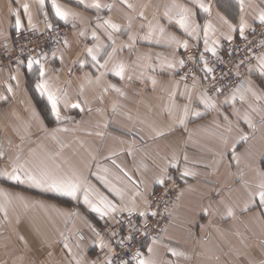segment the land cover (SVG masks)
<instances>
[{
	"label": "crops",
	"instance_id": "1",
	"mask_svg": "<svg viewBox=\"0 0 264 264\" xmlns=\"http://www.w3.org/2000/svg\"><path fill=\"white\" fill-rule=\"evenodd\" d=\"M51 2L52 0H45V18L44 12L39 9L38 0H0V41L9 44L20 31L28 28L27 16L21 10L25 3L29 5L34 27L48 29V23L52 26L63 23L55 16ZM56 2L69 13L76 15L68 16L71 22L68 25L72 28L65 38L68 46L65 47L62 43L46 52L42 62L50 82L66 92L68 105L65 107L62 103L60 111L61 116L71 119L57 123L52 115V122H46L40 101L47 99L40 96L35 89L38 66L34 65L33 70L28 71L25 59L24 64L19 67L17 65L9 70H0V151L4 152V156L0 158V170H11L16 156L19 155L20 163L43 161L52 168L59 165L61 173L79 172L81 178L88 183L87 175L78 171L77 164H93L90 154L96 156L93 151L98 147L99 155H102L96 162L98 165L103 163L101 169H108L107 174L100 172L99 175H107L112 184L124 188L127 201L134 189L120 169L112 164L113 159L133 180L138 183L143 181L142 190L146 188L149 193H153L157 186L153 181L161 170L167 168L170 173V170L177 169L169 166V160L175 155L180 158L178 170L182 188L171 209V223L161 237V244L156 246V256L162 264H168L169 261L173 264H247L249 257L257 261L264 259L260 254L261 242H264V218H261L258 209L248 212L240 210L247 200L245 182L247 181L249 188L254 190L259 181L256 170H264V125L261 124V115L252 112L249 107L252 105L264 108V101H256L249 94L243 102L237 96L234 103L231 100L224 103L226 98L231 97L232 92L224 95L209 94L216 101L218 111L206 110L199 100L200 94L206 90L202 88L200 78H196L193 86V82L187 83L181 79L179 66L174 70L160 67L161 60H180L182 47L164 39L157 43L158 34L151 41H129L128 35L123 31L128 27L129 17L132 18L130 31L134 36L142 37L148 31V23L151 21L155 24V16L165 31L181 42L187 40L189 45L192 42H200L203 45L202 30L199 39L189 37L174 22L170 26L163 18L165 6L173 0H128L135 5V11L128 9L121 0H98L102 5H113L110 11L103 9L99 13L81 5L79 0ZM93 2L96 0H85L86 4ZM175 2L192 8L197 13L196 21L201 25L210 20L216 26L217 31L215 36H210V43L211 39H219L220 48L226 41L222 33H226L228 29L222 24L219 16H224L232 24L239 23L241 13L236 0H203V3L211 6V16L199 10L193 0ZM72 3L81 5L78 6L81 8ZM13 11H20L23 25L20 31L15 29ZM141 11L146 19H141L138 15ZM258 11L259 0H245L243 15L252 27L259 23L253 19ZM97 16L111 19L120 25L122 30L112 34L115 40L113 46L118 51L107 69L93 67L90 57L86 56V49L97 43L105 46L112 44L107 32L96 27L97 23H102V20H97ZM73 23L75 27H72ZM93 30L97 32L99 41L92 39ZM81 32L84 33L83 36L80 35ZM233 36H238V32L233 33ZM121 48L122 50H119ZM107 50L112 51V47ZM82 59H87L88 63L80 68L78 61ZM98 59L103 63V52ZM116 61L128 65L124 79L110 71ZM256 63L253 64L254 67ZM102 72L106 74L97 83L96 77ZM13 75L16 80L11 79ZM85 76H88L92 83L89 84ZM129 76L131 79H128ZM149 77H155V86ZM246 79L258 94L264 95V77L258 72H253L248 73ZM8 84L12 85L11 92L7 91ZM81 85L84 86L82 95ZM110 85H115L124 95L121 96L109 87ZM173 90L177 93L176 107L172 115H169V96ZM188 92L191 93L190 102L187 95H180ZM4 97H7V100ZM77 103L84 108L83 112L80 108L72 107ZM184 104H189L190 111H199L201 115H189L181 125L178 123V117L182 115ZM113 105L116 107L115 112ZM237 111L240 116L245 112L251 114L257 125L255 131L238 118L235 114ZM76 112L84 115V124H79V127L75 125L78 115ZM224 116H228V120H225ZM94 123L100 128L98 142L102 143L104 153L102 147L92 142ZM229 127L231 131H228ZM54 128H67L68 131L53 133ZM79 130H84L88 135L80 138L85 150H77L74 135ZM240 130L249 135V140L237 145L236 154L240 157L237 164L232 159L230 149ZM159 132L164 135H158ZM221 153H225L223 159ZM184 154L188 157L187 164L183 161ZM130 163L133 164L132 167L128 166ZM185 166L196 175L182 177L181 171ZM113 177L115 182L112 181ZM95 178L97 179V176ZM1 180L8 182V185L5 184L0 189L8 193L11 203L7 204V216L3 223L8 235L0 238V264H46L43 263L46 259L48 264H75L73 256L80 259L82 264H91L93 260L102 264L105 257L96 260L90 256L95 247L94 241L99 240L93 231L95 229L97 232V227L92 220H87L84 215L83 220H78L76 208L65 209L67 217L63 219L58 203L44 197L39 198L38 193L33 190L41 192V196H44L46 191L27 184H17L4 177H0ZM99 182L105 188L102 187L98 192L120 203L109 188L101 180ZM148 198L150 199V196ZM137 203H142L140 198H137ZM229 203L236 207L234 217L225 215V205ZM205 208L208 209V214L204 213ZM30 212L34 214L29 215ZM79 231L87 235L86 242L77 237ZM30 236L34 238L35 246L27 253L25 248L28 249ZM65 242L71 248V254L63 247ZM165 244L183 251L186 257L172 256L165 249ZM45 246H52L51 254L42 250ZM35 257L38 262H30L29 259Z\"/></svg>",
	"mask_w": 264,
	"mask_h": 264
},
{
	"label": "snow or ice",
	"instance_id": "2",
	"mask_svg": "<svg viewBox=\"0 0 264 264\" xmlns=\"http://www.w3.org/2000/svg\"><path fill=\"white\" fill-rule=\"evenodd\" d=\"M123 4L126 5L128 9L135 11V5L129 3L128 0H121ZM81 5H84L86 8L95 9L97 13L101 12L103 9L111 10L113 8L112 4H101L96 0L91 4H86L85 0H79ZM193 3L201 10L203 13L211 16V6L208 4L203 3V0H193ZM236 3L239 5L240 10V18L239 23L232 24L228 21L227 18L224 16H219L220 21L223 25L227 26L228 31L226 33H222L223 39L231 42L234 39L233 33L239 34V38L244 40L246 43H251L248 40V35H246V31L250 30L251 34H255L256 29L252 27L245 19L243 13L245 8V0H236ZM39 9L41 12H44L45 8V0H38ZM51 8L55 13V16L62 21L64 24L71 23L68 19V16L71 14L75 16V13H69L68 10L63 9L56 0H52ZM22 12L27 16L28 20V29L34 31V26L32 25V19L29 12V5L24 4L21 6ZM141 19H146L144 17V13L141 11L138 13ZM197 13L185 5L177 4L175 0L169 5L165 6V10L163 12V18H165L169 25L171 26L174 22L176 25L179 26L180 29L184 31L189 37H193L196 39L200 38L201 30L203 32V45L204 50L203 52H199L198 59L199 61L203 62V68L201 69L204 73V79H210L211 81L215 82L216 76L215 72L216 69L214 67L209 66V60L206 59L205 54L211 53L213 57H217L219 59V48H220V40L219 39H211L210 43V36H215L217 28L210 20H206L203 25L198 23L195 19ZM12 16L14 19V26L17 31H20L23 27L20 11H13ZM45 18H47V12H44ZM254 21L258 20L259 26L264 28V0H259V11L256 16L253 18ZM97 20L101 21L102 23H97V28H103L105 32H107L108 39L112 41L111 45L105 46L102 44H95L92 47L86 49V56L90 57L93 67H99L103 69H107L110 62L113 61L115 53L118 51L115 45V40L113 39L112 34L114 32H120L121 27L120 25L114 23L111 19H105L103 17L97 16ZM153 20L156 21L155 24L153 22L148 23V31L142 37H136L130 31L132 26V18L129 17L128 19V27L123 29V31L128 35L129 41L135 43L137 39L144 40V41H151L154 37L158 39L157 43L160 42L161 39L167 40L170 43H176L178 47H182L183 49L187 50L189 48V44L187 40L180 41L177 37L168 34L165 31V28L160 25L159 21L156 20V17H153ZM76 25L73 23L72 27ZM143 28V25H141ZM47 28L51 29L52 24L48 23ZM111 30V31H109ZM81 36L84 35L83 32L80 33ZM264 35V33H262ZM91 37L93 40L99 41V36L97 32L93 30L91 32ZM57 44L61 43L59 39L55 41ZM260 46L264 47V40H261ZM63 44L65 47L68 46L67 39L63 40ZM5 47H7L5 45ZM112 47V51H108L107 48ZM119 50H122L119 49ZM235 49H232L228 52L229 55L234 53ZM244 51L251 52V48H245ZM104 53L103 63L100 62L98 57L101 56V53ZM46 54L37 58L33 56H29L27 58V69L28 71H32L34 65L38 66L36 68L37 72V80L35 82V89L40 94V96L45 97L47 99L48 104L51 106V113L55 117L57 123L65 119H71V117H63L61 116L60 105L63 103L65 107L68 105L67 101V94L62 89L57 88L50 80L47 78V71L45 68L44 63L42 60L45 58ZM55 57V53H53ZM61 61L63 57H60ZM159 59V57H157ZM250 60L251 57H248ZM257 63L254 67L251 63L248 64V73L252 74L253 72H258L260 76L264 77V52L259 54L255 57ZM18 67L24 64L23 60L16 61ZM80 68H83L87 63V59H82L78 61ZM245 61L241 60L237 65V68L244 64ZM151 67V65H148ZM179 66L180 68L185 67V61L180 59L178 61L164 59L160 61L161 68H167L169 70H174ZM128 65H126L122 61H116L113 63L112 68L110 69L111 72L114 73L115 76L120 77L121 79L125 78V74L127 71ZM154 70V69H153ZM71 71V70H70ZM106 73L102 72L99 76L96 77V82L99 83L101 77ZM143 75V73L141 74ZM224 75V73H221ZM239 75V73H237ZM187 74L182 76L181 79H186ZM12 80H16V76L11 77ZM128 79H131L129 76ZM153 86L157 83L155 77H149ZM85 80L90 84L92 80L85 76ZM196 78L193 77V86H195ZM83 85H81V95L83 94ZM109 87L113 88L116 92H118L121 96L124 93L119 89L116 88L115 85H110ZM178 87V82H177ZM187 88V86H185ZM215 91L216 93H221L223 90L220 87H217L215 83L212 84L211 89H206L203 91L200 96L199 100L203 104L206 110L213 109L217 110L216 101L213 99L212 96L209 95V91ZM7 91H12V85H7ZM107 91V89H105ZM251 95L256 101H264V95L258 94L257 91L251 86L250 82H241L232 92L230 98H226L224 103H229L231 100L233 103L236 101L237 96L243 102L246 99L247 95ZM180 95L184 96L187 95V99L189 102L191 101V93H181ZM177 98V93L175 90L170 92V107L168 108V114L172 115L173 109H175L176 104L175 100ZM7 100V97H4ZM86 103V102H85ZM74 108H80V111L83 112L84 108L80 106L79 103L72 105ZM251 111L261 115V124L264 125V108L261 107H253L249 105ZM91 111V109H89ZM99 111V110H98ZM113 111H116L115 105H113ZM239 119L243 120V122L247 125L248 128L252 129L253 131L256 130L257 125L253 121L252 116L249 112H245L242 116H240L239 112L235 113ZM189 115L192 116H200L201 113L199 111H190L189 104H184L182 108V115L178 117V123L183 125ZM225 120H228V116H224ZM231 124V121H229ZM64 131L67 132V128H54L52 132H59ZM228 131H231V127H229ZM158 135H164L163 132L157 133ZM249 140V135L240 130L238 132V138L232 143L231 145V155L232 159L235 160L237 164L240 162V157L236 154V147L241 142H247ZM227 144V140H225ZM226 152L228 149L225 150ZM131 154V152H129ZM221 158L223 159L225 153H221ZM4 156V152L0 151V158ZM21 157L19 155L16 156V161L13 162L11 166V170H0V177H4L7 180L14 181L17 184H27L35 188L42 189L48 192H55L60 195L70 197L73 200H78L81 196L83 198V203L87 205L92 212L96 213L100 217H108L112 221V225L109 227L113 230L110 231L108 236V242H105L103 237H101L100 232H95L96 236L99 238L98 242L94 241V245L98 247L101 251L107 249V253L105 254V258L102 264H162V262L156 256V246L161 244V237L157 235H152V232L158 231L163 233L166 229L159 228V222L152 226L151 218H156L161 213L158 211L160 205L156 200H151L148 197L152 195L149 193L147 189H141V184L143 181L139 183L132 179V177L120 167L119 164L116 163V160H112V164L115 165L120 171L123 173L124 177L132 184L134 189L132 195L128 197L127 201H125V189L118 187L112 184L108 179L107 175H99L98 173H92V175L97 176V179L101 180L106 187L117 197L120 203L114 202L110 200L107 196L99 193L96 189L90 186L86 180L82 179L81 176L76 172L72 171L71 173H61L59 171V165L55 168L49 167L43 161L39 163H31L24 162L20 163ZM183 161L187 164L188 157L186 154L183 155ZM180 158L173 155V157L169 160V166L172 168L179 169ZM100 172L105 174L108 173L107 168H100L99 165L97 166ZM256 174L259 177V181L255 185V189H251L248 186V182H245V188L247 189V200L244 201L243 207L240 209L241 212H248L252 211L253 209H258L260 211L261 218H264V170L257 169ZM196 173L191 171L187 166L183 168L181 171L182 177L188 176H195ZM173 177L168 173L167 168L162 169L160 174L154 179L153 183L164 186L167 184L168 181H171ZM137 198H140L142 203H137ZM11 203L10 199L8 198V193L4 190L0 189V211L5 213L7 216V204ZM155 205V207L153 206ZM167 211V209H165ZM126 213L127 216H123L121 214ZM204 213L208 214V209H204ZM236 213V207L234 204H226L225 205V215L226 217H234ZM168 215L171 216V212H168ZM135 217V219H134ZM119 229V230H116ZM23 239V237H21ZM112 241L116 242V245L119 247V251L116 250V247L113 246ZM150 241V243L148 242ZM79 245H77L78 247ZM63 247L67 249L69 254H71L72 250L67 244L64 243ZM167 252H170L172 256L175 257H186V253L181 250H178L176 247H171L170 245H164ZM261 256H264V242H261V249H260ZM217 259H219L217 257ZM73 260H75V264H82L80 259H77L73 256ZM91 264H98L97 261L93 260ZM168 264H173L172 261H169ZM247 264H264V259L259 261L255 260L254 258H247Z\"/></svg>",
	"mask_w": 264,
	"mask_h": 264
},
{
	"label": "built area",
	"instance_id": "3",
	"mask_svg": "<svg viewBox=\"0 0 264 264\" xmlns=\"http://www.w3.org/2000/svg\"><path fill=\"white\" fill-rule=\"evenodd\" d=\"M262 33H264V28L260 27L259 30L257 27L254 35L251 33L248 34V40L251 42L248 44L242 39L232 41L231 44L226 42V47L219 51V59L213 57L211 53L205 54L211 67L216 69V80L214 83L217 87H220L223 91H233L241 82H243L240 66L248 67V64L251 63L252 60H255V57L264 50V47H261L259 43L261 40H264V35H262ZM63 37L64 35L58 31V27L45 29L41 34L38 33V31L36 32L35 28L34 31L26 28L15 36V43L12 48L5 47V43L0 41V67H6L8 62L16 63V60L18 59L24 61V59H27L29 56L39 58L47 52V49L57 47L60 43L57 44L55 41L59 39L62 42ZM245 48H251L252 51L246 52L244 51ZM232 49H235V51L232 55H229L228 52ZM185 51L190 52L189 55L196 60L198 59L197 54L203 52L197 44L189 47ZM10 55L12 57H9ZM246 57H251V59L249 60ZM183 59L186 63L185 72H187V74L188 72L193 73L196 66L194 68L191 63L187 65V59ZM241 60H244L245 63L237 68V65ZM221 73H224V75H221ZM237 73H239V75H237ZM170 175L173 179L168 181L163 187L158 185L151 197V200H156L159 203L160 207L158 211L161 213L158 217L151 218L152 226L158 221L159 228L161 229H165L170 223L171 216L168 215V212L171 210L173 200L176 199L178 195L181 184L180 173L178 171H172ZM153 206L155 207V205ZM165 209H167V211H165ZM162 234L163 233L155 230L152 232V235L161 236ZM113 245L116 247V250L119 251V247L116 245L115 241H113ZM97 256H101V254L98 253Z\"/></svg>",
	"mask_w": 264,
	"mask_h": 264
},
{
	"label": "rangeland",
	"instance_id": "4",
	"mask_svg": "<svg viewBox=\"0 0 264 264\" xmlns=\"http://www.w3.org/2000/svg\"><path fill=\"white\" fill-rule=\"evenodd\" d=\"M66 2V1H65ZM68 3V2H67ZM72 4H76L75 6L76 7H78V6H81V5H79V4H77V3H72ZM78 8H81V7H78ZM52 27H58V31H59V33H61V34H63L64 35V37H63V40H65V38H67L68 37V35L70 34V31L72 30V28L67 24H64V23H58V24H55L54 26H52ZM258 27V29L260 30V26H259V23H257L256 25H255V29ZM35 28V31L37 32L38 31V33H43V31L45 30V29H43V28H38V27H34ZM251 33V31L250 30H248V31H246V35H248V34H250ZM14 39H15V37H14ZM12 40L11 41V43H9V44H6L5 43V45L7 46V47H9V48H12L13 46H14V43H15V40ZM238 40H240V38H239V34H238V36H236V37H234V39H233V41H238ZM2 42V41H1ZM226 42H228V41H225L224 43H223V45H222V47L221 48H219V50L218 51H221L224 47H226ZM4 43V42H3ZM63 43V41L60 43V44H62ZM59 44V45H60ZM195 44H197V45H199V48H200V50H204V47H203V45L200 43V42H192L190 45H189V47H191V46H193V45H195ZM246 44H248V43H246ZM58 45V46H59ZM57 46V47H58ZM56 47H54V48H49V49H47L46 51L48 52V51H50V50H52V49H55ZM263 50V49H262ZM261 50V51H262ZM262 52H264V50L262 51ZM261 52V53H262ZM261 53H259V54H261ZM190 54V52H187V51H185V49H182L181 51H180V53H179V57H180V59H183V58H185V59H187V65L189 64V63H191L193 66H194V68H195V66H196V68H195V71L193 72V73H189L188 72V74H187V72H185V67L184 68H181V76H185V74H187V78L186 79H184V81H186L187 83H191V82H193V77L195 76V78H200L201 79V84H202V88L203 89H211V87H212V84L214 83L213 81H211L210 79H204L203 77H204V73H203V71L201 70L202 68H203V62H201V61H199L198 62V59L196 60L195 58H193L192 56H190L189 55ZM9 57H12L11 55L9 56ZM246 58H248V57H246ZM20 60V59H19ZM184 60V59H183ZM17 61V60H16ZM24 61H25V59H24ZM254 63H256V59L255 60H252L251 61V64L253 65ZM185 65H186V63H185ZM15 66H17V63H9L8 62V64L6 65V67H4V68H1L0 67V70H9V69H11V68H14ZM209 66H211L210 64H209ZM248 67H246V66H240V71H241V74H242V80H243V82H247V79H246V77H247V75H248ZM191 75V76H190ZM230 92H233V91H228V90H226V91H222L221 93H219V95H224V94H227V93H230ZM209 94H211V95H215V94H218V93H216L215 91H209ZM41 103H40V105L42 106V108H43V114H44V118H45V120H46V122H52V113H51V106L48 104V102L47 101H40ZM75 113H73V115H74ZM76 114H78V115H76V118H77V121H75V125H76V127H79L78 125L79 124H84V115L82 114V115H79V113H77L76 112ZM75 116V115H74ZM73 116V117H74ZM72 117V118H73ZM96 116H93V118H95ZM99 131H100V128L97 126V125H95V123H94V126H93V138H92V142L94 143V144H96V145H98V146H100V147H102V143L101 142H98V137H99ZM117 134H125V133H117ZM75 136V140H76V145H77V150H85V148H84V144L83 143H81L80 142V138L81 137H86V136H88L87 135V133L84 131V130H79V131H77L76 132V134L74 135ZM102 150H103V153H104V151H105V149L102 147ZM93 152H95L96 153V156H95V154H94V156H93V154H90L91 156H92V160H93V164H91V163H89V164H85V163H82V162H79L80 164H77V169H78V171H80V172H82V173H84L85 175H87V178H88V184L90 185V184H92V185H90V186H92L94 189H96L97 191H101V188L103 187V188H105L104 187V185L102 184V183H100L99 182V180L98 179H96L95 178V175H92V173H98V174H100V171H99V169H98V164H97V160L96 159H100V156L102 155H99L100 154V150L98 149V147L96 148V150H94ZM99 156V157H98ZM98 157V158H97ZM77 159H80L79 157H77ZM81 160H83V159H81ZM99 164H103V163H99ZM101 165H99V167L101 166ZM106 165H108V164H106ZM129 167H132L133 166V164L132 163H130L129 165H128ZM172 171H178L179 172V170L178 169H172V170H170V173L169 174H171V172ZM180 173V172H179ZM78 174H80L79 172H78ZM181 178V177H180ZM112 181L113 182H115V178L113 177V179H112ZM181 181H182V179H181ZM5 184H7L8 185V182H6L5 180H1L0 181V187L1 186H4ZM16 187L18 186V185H15ZM158 186V185H157ZM157 186H156V188H157ZM156 188L154 189V191L156 190ZM181 188H182V182H181V184H180V187H179V192H178V195H177V197H176V199H174L173 200V203H172V207L174 206V203L176 202V200H177V198L179 197V195H180V192H181ZM34 192H36V193H38V196H39V198L40 197H44L45 199H48V200H51V201H53V202H56V203H58L60 206H61V213H60V216L64 219V218H66L67 217V209H71V208H76L77 209V211H76V215H78V220H83L84 218L82 217L83 215L85 216V218L87 219V220H92V222H94L95 224L94 225H96V227H97V232H100L101 233V237H103V239L104 240H106V241H108V236H109V233H110V231L111 230H113L112 228H110L109 226L110 225H112V221H111V219L110 218H108V217H100L99 215H97L96 213H94V212H91V211H89V207L87 206V205H85L84 203H83V198H82V196L78 199V200H73L72 198H70V197H66V196H63V195H60V194H55V195H53V194H48L47 192L48 191H46V193H44V196H41V195H39V194H41V192H37L36 190H33ZM153 191V192H154ZM50 193H52V192H50ZM43 195V194H42ZM151 197H152V195L150 196V199H151ZM172 207H171V209H172ZM66 209V210H65ZM170 212H171V210H170ZM29 215H33L34 213L33 212H30V213H28ZM48 214H51V213H49L48 212ZM121 215H123V216H127V214L126 213H123V214H121ZM172 217V216H171ZM77 218V217H76ZM4 220H5V213L4 212H2V211H0V231H1V233H0V238H3L4 236H6V235H8L7 234V232L5 233V224H3L4 223ZM170 223H171V220H170ZM170 223L167 225V227L165 228L166 230H167V228L169 227V225H170ZM3 224V225H2ZM117 230H119V229H117ZM10 231V230H9ZM165 232L166 231H164L163 232V234L160 236V237H162V236H164V234H165ZM10 233V232H9ZM77 237L81 240V241H84V242H86L87 241V235L83 232V231H79L78 233H77ZM149 242V241H148ZM112 244H113V241H112ZM35 246V243H34V238L33 237H31L30 236V238H29V243H28V249H26L25 248V252H29L30 251V249L32 248V247H34ZM114 246V245H113ZM51 247L52 246H45L42 250L43 251H45L46 253H49V254H51L52 253V250H51ZM58 250V249H57ZM100 249L98 248V247H93V249L91 250V252H90V256L91 257H93L94 259H96V260H101L102 258H104L105 257V254L107 253V249H104L103 251H99ZM98 253H100L101 254V256H97V254ZM46 258V257H45ZM30 260V262H32V260L34 261V262H38V259H37V257H35L34 259H29ZM46 263V264H48V261H47V259L46 260H44L43 261V263Z\"/></svg>",
	"mask_w": 264,
	"mask_h": 264
}]
</instances>
